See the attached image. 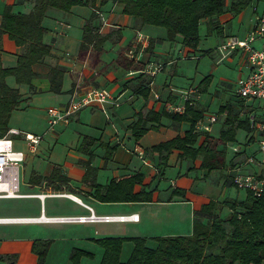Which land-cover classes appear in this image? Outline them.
Wrapping results in <instances>:
<instances>
[{
    "label": "crops",
    "instance_id": "0c3cea01",
    "mask_svg": "<svg viewBox=\"0 0 264 264\" xmlns=\"http://www.w3.org/2000/svg\"><path fill=\"white\" fill-rule=\"evenodd\" d=\"M69 1L72 3L67 8L49 5L45 9L41 20V26L44 28L42 43L47 45L49 53L31 65L33 77L30 84L17 83L12 75L5 77L7 85L17 88L21 96L18 106L11 112L8 121L9 129H17L20 134L8 135L13 141V147L24 153V159L19 173L18 193L21 195L0 197V199L33 198L36 203L35 206L18 209H14L13 206L10 209L0 208V218L90 214L97 217L109 216L96 213L100 210L99 206L106 202L96 200L93 194L94 188L89 184L91 180L85 181L87 166L94 170L91 171V178L99 185H105L111 179L123 175L133 173L142 175L145 189L152 190V201L114 202V205H123L122 209H130V211L112 215L134 213L140 222L141 207L159 208V212L154 215H144L147 222L139 236L145 237L146 244L149 245H154L152 237L155 236L182 235L184 227L191 228L188 233L191 234L193 212L199 211L210 201L218 204H222L223 201L239 202L241 198L239 191L245 193V189L232 183L233 175L240 173L264 177L262 155L258 151V134L252 126L249 132L238 128L235 131V140L222 145L218 141L219 133L227 127V115L240 119H249V117L261 119L262 102L257 99H243L236 94L237 78L248 73L245 53L234 51L229 56L221 58L216 47L226 37L230 35L243 37L250 30L253 13L257 10V6L253 5L255 0H251L249 5L236 16L224 12L212 19L203 18L199 22V25L204 23L208 27L210 23L214 24L213 30L218 31L219 34V41L211 52V55H214L212 70L214 71L216 65L223 61L233 63L236 59L237 76L233 86L230 80L221 78L218 81L220 88L210 97L209 102H212L216 96L222 101L217 113L205 112L210 105L207 103L208 99L203 98L208 88L204 93L196 91L190 94L195 103L205 110L203 117L196 123L195 128L199 135L194 146L206 141L215 149L224 147V166L211 171L200 166V156L180 157L178 149H172L167 165L160 170L157 169L158 154L150 148L169 141L177 135L182 136L189 128L188 122H175L162 117L159 124L147 123V126L153 125V127L148 128L138 140L133 139L129 130L130 123L135 119V113L139 111L146 113L148 110L160 112L163 109L172 111V106L182 102V95L176 90L195 88L199 84L204 77L198 83L191 81L180 86L181 77L175 73L174 66L181 59H200V48L183 46L180 37L177 36L173 40L168 39L170 44L176 43L174 49L171 47L169 50H158L167 38L166 30L160 26L141 25L136 17L123 13V5L116 0ZM229 3L230 0H227L226 7ZM36 4L37 0H0V15L5 5L11 6L14 13L28 14ZM87 21H91L93 32L104 38L99 49L90 43L87 50L80 53L83 27ZM234 28L241 34L232 33ZM213 30L210 28V31ZM28 46V42L17 45L7 33H3L0 38L2 66L14 67L18 56L25 53ZM129 62L132 64L128 65ZM157 63L161 64L160 69L152 74L151 70L155 66L153 64ZM52 69L62 72L59 93L50 90ZM139 75H145V78L152 77L146 97L140 95L138 91L140 84L144 83L141 82ZM126 83L129 84L128 87L125 86ZM76 86L105 88L112 96H119L120 104L118 106L104 104L105 112L97 105L89 106L57 124L63 128L71 126L76 135L75 146L80 145L87 152L68 153L69 159L62 161L53 158L52 153L39 155L48 144V140H54L53 143L56 144L61 137L56 131L57 125L52 129L45 128L46 109L51 106L62 107L66 104L71 90ZM221 106H226V110L219 111ZM19 113L22 115L19 116ZM210 116L215 117V120L209 123V130H203L202 125L208 122ZM217 122L220 126L215 128L214 124ZM24 133L41 136L34 152L29 150ZM239 136L241 142L237 139ZM255 143L256 145L253 146ZM134 147L143 151L142 156L138 155ZM248 157H252L253 161L249 162ZM55 172L67 179L60 190L54 189V185H58V182L52 179ZM33 178L40 180H35L36 182L33 183L31 180ZM174 188L185 191L184 198L174 196L168 201V196ZM139 190L140 185L136 184L134 191ZM232 190H235L236 197L233 196ZM70 195L74 199L69 197ZM56 198L70 200L74 206L73 212L62 213L47 203L48 200ZM215 213L222 219H228L231 215L230 209L224 205L217 208ZM87 222L0 221V264H36L38 257L32 250L33 241L36 239L51 240L44 264H72L69 259L71 250L78 247L72 243L74 236L59 237L63 243L56 244V239L59 238H55L57 234L54 231L72 223ZM148 228L156 230L154 233L148 232ZM8 255H14L15 259L7 258ZM84 259L85 257H81L79 263L84 262Z\"/></svg>",
    "mask_w": 264,
    "mask_h": 264
},
{
    "label": "trees",
    "instance_id": "16d2710c",
    "mask_svg": "<svg viewBox=\"0 0 264 264\" xmlns=\"http://www.w3.org/2000/svg\"><path fill=\"white\" fill-rule=\"evenodd\" d=\"M65 1V2H64ZM123 5L122 12L133 15L141 25L150 24L163 27L169 40L177 36L181 44L192 49L199 43V22L203 18L212 19L224 12L236 16L249 5L251 0H116ZM66 3V4H64ZM69 0H37L32 12L20 14L12 12L9 5H5L0 15V38L3 33L15 41L17 45L28 42L25 53L18 56L14 67L5 68L0 59V136L7 133L8 121L11 112L18 106L20 93L17 88L7 85L5 77L12 75L17 83L30 84L33 77L31 65L42 59L49 53L47 45L42 43L44 28L41 20L47 6L69 7ZM214 28V24H209ZM104 37L93 32L91 21H87L83 27V37L79 46V52L87 50L90 43L99 49ZM207 50L203 54H209ZM132 64V62L128 63ZM137 66V64H135ZM139 69V68H138ZM141 69V68H140ZM62 72L52 69L50 75V90L59 93L61 91ZM141 83L140 95L146 97L149 91L151 76L139 75ZM210 75L205 76L196 89L204 92L209 85ZM129 86L128 83L125 84ZM226 110L221 106L219 111ZM204 108L197 103L186 102L183 111L175 112L163 109L160 112L148 110L146 113L137 112L135 119L130 123L129 130L134 140H138L150 127L147 123L159 124L162 117L175 122H188L189 128L180 136L161 142L150 148L158 154L157 169L167 165V159L172 149L180 150V157H201V167L211 171L221 169L224 166V147L215 149L208 142L203 141L194 146L198 138L196 123L203 117ZM225 129L219 133L218 141L221 144L233 142L235 131L241 128L247 132L251 130L249 119H240L227 115ZM80 149L84 152L81 146ZM93 169L87 166L85 181L94 188V198L100 202H150L152 190L147 191L142 184V175L133 173L111 179L105 185H99L91 178ZM52 179L58 182L54 189L60 190L66 182L65 177H60L56 172ZM33 183L39 178L31 179ZM140 185L138 192L134 186ZM67 187V186H66ZM243 201H223L218 204L214 201L203 205L199 211L193 212L192 232L188 235H164L152 237L154 245L146 244L145 237H105L96 239L103 249L99 264H262L264 261V184L260 194H255L251 189H245ZM185 191L174 188L171 190L168 201L174 196L184 198ZM230 209L228 219H222L215 213L220 206ZM131 240L132 251L127 262L120 259L122 243ZM51 240L36 239L33 241L32 250L37 254V263L44 264L45 257ZM90 255L89 252L73 248L69 259L72 264H77L82 256ZM7 258L15 259L14 255ZM12 264V263H9Z\"/></svg>",
    "mask_w": 264,
    "mask_h": 264
},
{
    "label": "built area",
    "instance_id": "2783aa9c",
    "mask_svg": "<svg viewBox=\"0 0 264 264\" xmlns=\"http://www.w3.org/2000/svg\"><path fill=\"white\" fill-rule=\"evenodd\" d=\"M221 58L229 56L234 51L245 53L248 61V73L238 77L236 80V94L243 99H257L262 102L263 117L256 120L250 117L251 126L256 129L258 134V151L262 155V164H264V9L261 12L257 10L253 13L252 27L243 36L238 37L230 35L216 47ZM155 65L151 73L154 74L160 69L161 64ZM176 90V89H173ZM197 89L189 88L176 90L182 95V102L171 107L172 111L182 112L186 102L195 103L190 94ZM155 96H157L155 94ZM118 106L120 104L119 96H112L107 89L102 87L76 86L70 94L68 101L62 107L51 106L46 109L47 129H52L58 123L65 121L69 116L78 111L91 106H99L104 112V104ZM215 117L210 116L208 122L202 125L203 130H209V123L214 122ZM8 134H20L17 129H8L7 133L0 136V197H17L19 187L20 166L24 159V153L13 147V141ZM41 136L31 133H24V139L28 142L29 150L34 152ZM139 156L143 151L134 147ZM252 162L253 158L248 157ZM232 183L243 189H251L255 194H260L264 177L254 174L237 173L232 177ZM138 216L134 213L127 215H109L97 217L93 214L78 216H58V217H3L0 221H57V222H90L100 221H136Z\"/></svg>",
    "mask_w": 264,
    "mask_h": 264
},
{
    "label": "rangeland",
    "instance_id": "374dc122",
    "mask_svg": "<svg viewBox=\"0 0 264 264\" xmlns=\"http://www.w3.org/2000/svg\"><path fill=\"white\" fill-rule=\"evenodd\" d=\"M257 6V11L261 12L264 9V0H255L253 4ZM236 24V23H235ZM163 29V28H161ZM213 30V29H212ZM226 30V29H225ZM232 33H240L237 31L236 28L231 31ZM218 31L213 30L210 31V27L206 24L201 23L199 25L198 34H199V43L198 48L201 51V58L196 59H187V60H179L177 64L174 66L175 73L181 77V85L183 86L191 81L198 83L203 77L210 75V86L208 85V90L204 94V99H208V111H205L206 114L217 113V109L219 104L222 102L216 96L212 102L210 101L211 95H214L215 90L220 88L218 81L221 78H226L230 80V83L233 86L234 80L236 79L237 72H236V59L233 63H228L226 61L221 62L220 64L216 65L217 68L213 71V63H214V55H211L213 49H215L217 42L219 41V34ZM241 34V33H240ZM178 41V40H177ZM170 41L168 38H165L163 41V45L158 48V50H169L171 47L174 49L176 43H169ZM210 50V54H203V52ZM176 54V52H173ZM205 92V91H204ZM202 92V93H204ZM21 116L22 114H18ZM219 122L214 124L215 128H218ZM71 127V126H70ZM68 127L63 128L62 126L57 125L56 131L61 134V137L58 139L57 143L54 144V140H48V144L45 146L44 149L40 151V154H51L53 158L57 160H64L69 159L68 153L71 152H82L79 146H75L74 139H76V135L73 130ZM45 128H47V123H45ZM240 134V133H239ZM238 141L241 142L240 136L237 137ZM253 144V146H255ZM233 196L236 197L237 194L235 190ZM243 195V196H242ZM240 201L245 199L246 193L244 191H239ZM36 201L33 198L30 199H0V208H8L13 206L14 209H18L20 207L25 206H35ZM47 203H50L51 206L55 207L58 211L62 213H71L73 212V204L70 200L64 198H56L52 200H48ZM100 210H97V214H117L120 212H129L130 209H122L123 205H114V202H106L102 203L99 206ZM142 210H139L140 215H142V219L138 222V219L135 221L129 222H120V221H99L94 223H72L65 226H62L60 229L55 230L57 235L55 238L63 237V236H74V240L72 241L73 244H76L78 247L76 249L84 250L90 253V255H85L84 262L77 264H99L100 259L103 254V249L101 246L96 242V239L105 238V237H123V238H130V237H137L141 234L144 226H146V219L144 215H154L156 212H159V208H151V207H141ZM138 207H136V210ZM132 210V209H131ZM148 232H155V228H148ZM182 235H188L191 231V228L187 227V229H182ZM62 239H56V244L63 243ZM151 246H153L151 244ZM133 243L131 240H125L122 243L120 259L124 263L128 261L131 251H132ZM55 250V248H54ZM52 250V252H54ZM59 250V249H58ZM60 253V251H59ZM58 253V254H59ZM57 254V255H58ZM72 263V262H71Z\"/></svg>",
    "mask_w": 264,
    "mask_h": 264
},
{
    "label": "bare ground",
    "instance_id": "6f19581e",
    "mask_svg": "<svg viewBox=\"0 0 264 264\" xmlns=\"http://www.w3.org/2000/svg\"><path fill=\"white\" fill-rule=\"evenodd\" d=\"M69 197L73 198L72 195H70ZM74 199V198H73Z\"/></svg>",
    "mask_w": 264,
    "mask_h": 264
}]
</instances>
